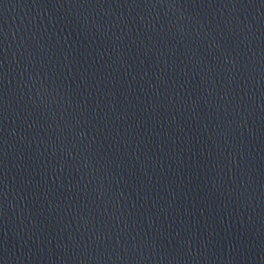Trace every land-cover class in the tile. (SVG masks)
<instances>
[{
  "label": "water",
  "instance_id": "water-1",
  "mask_svg": "<svg viewBox=\"0 0 264 264\" xmlns=\"http://www.w3.org/2000/svg\"><path fill=\"white\" fill-rule=\"evenodd\" d=\"M0 264H264V0H0Z\"/></svg>",
  "mask_w": 264,
  "mask_h": 264
}]
</instances>
